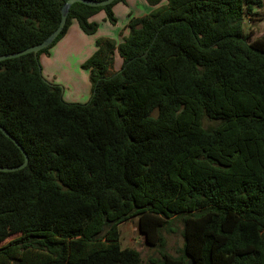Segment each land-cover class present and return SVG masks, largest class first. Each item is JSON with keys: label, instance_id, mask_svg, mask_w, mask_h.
I'll list each match as a JSON object with an SVG mask.
<instances>
[{"label": "trees", "instance_id": "trees-1", "mask_svg": "<svg viewBox=\"0 0 264 264\" xmlns=\"http://www.w3.org/2000/svg\"><path fill=\"white\" fill-rule=\"evenodd\" d=\"M68 0H0V56L42 43ZM102 1V0H94ZM105 7L75 3L37 55L0 61V264H143L121 247L139 218L149 264H264V38L246 18L263 0L162 2L116 45L97 42L92 96L67 103L40 56ZM123 59L113 72V51ZM109 52V53H108ZM205 121L209 125H205ZM183 224L179 256L163 231Z\"/></svg>", "mask_w": 264, "mask_h": 264}, {"label": "rangeland", "instance_id": "rangeland-1", "mask_svg": "<svg viewBox=\"0 0 264 264\" xmlns=\"http://www.w3.org/2000/svg\"><path fill=\"white\" fill-rule=\"evenodd\" d=\"M159 6L162 5L152 6L147 1L145 7L142 0H125L124 2H120L113 7V12L117 22L116 24H111L109 22L108 26L112 29H115V32L119 33L123 24L126 22L127 17L128 18L130 17L129 19L130 22L132 18H141L150 15L153 12V10H155ZM256 11L258 12L256 16L248 17L246 18L245 21V30L248 34H250L253 40L258 38H264V9H259V10L256 9ZM100 13H104L106 15L105 11H101L97 13L96 16ZM94 16H93V21L91 17L90 22L97 23L99 26L100 23L97 21H99L100 18L98 17L94 18ZM74 23L76 24L75 21ZM95 35L96 34L92 36ZM96 40H97L96 46H98L97 42L102 40H110L112 43L116 45V47L120 45L116 42L118 41V39L111 38L109 36H99L98 38H96ZM57 43L49 50L48 54H42L40 56V63L42 67L43 76L48 82L59 85L63 88V92H64L63 98L65 102L75 103V104H86L91 99L93 84L91 81L92 68L87 67L85 64H87V62L92 58V56L87 58L82 65L75 63L74 65L71 64L69 67V65L67 64L66 69L61 70L62 74L59 75L56 73L57 70L56 68L53 67L52 64H50V66L47 67L49 63H46L47 59H45L48 58V56L51 54L52 49L57 45ZM111 56L113 58V69H112V73H113L121 69L123 59L119 55L118 51L115 49L113 51V55L111 54ZM205 125H209V122L205 121ZM171 229L173 230V232L163 231V237L165 238L164 252L172 256H179L184 245V240L182 237L183 224L181 223L180 220L175 219L174 223L171 226ZM120 234H121V247L131 248L138 251L140 253L143 264H149L151 258L160 257V248L150 246L146 242L145 236L140 232L139 218H134L131 221L121 224ZM15 237L16 236L10 237L4 243L0 244V246H3L4 244L8 243L10 240L14 239Z\"/></svg>", "mask_w": 264, "mask_h": 264}, {"label": "crops", "instance_id": "crops-1", "mask_svg": "<svg viewBox=\"0 0 264 264\" xmlns=\"http://www.w3.org/2000/svg\"><path fill=\"white\" fill-rule=\"evenodd\" d=\"M142 2L146 7L147 0H142ZM160 5L162 6L166 5V2H162ZM95 17L100 18V20L97 21L100 23L99 24L100 27L96 32V35L92 36L85 34L81 30L77 22L75 21L76 22L75 24L73 21L66 35L52 49L51 54L48 56V58H45L47 59L46 63H49L47 67H49L50 64H52L53 67L56 68L57 70L56 73L61 75L62 74L61 70H65L67 64L69 65V67L71 64L74 65L75 63L82 65L87 58L94 55V53L98 49L96 46V41H97L96 38H98L99 36H109L111 38L118 39V41H116L118 44L123 43L124 39L128 37L129 35L128 22L130 17L129 18L127 17V20L123 24L119 33L115 32V29H112L108 26L109 21L107 20V16L104 13H100L97 16L95 15L94 18ZM92 21H93V17H92Z\"/></svg>", "mask_w": 264, "mask_h": 264}, {"label": "water", "instance_id": "water-1", "mask_svg": "<svg viewBox=\"0 0 264 264\" xmlns=\"http://www.w3.org/2000/svg\"><path fill=\"white\" fill-rule=\"evenodd\" d=\"M114 1L115 0H102V1L68 0L62 9L61 22H60L58 28L50 36H48L42 43L35 45L33 47H30L24 51L0 56V61L12 59V58H18V57H21V56L29 54V53H34L35 55H37L41 50L48 48L56 40V38L62 33V31L65 28V25L67 23V18H68L70 8L75 3H82V4H85V5L90 6V7H105V6L111 5ZM0 130L8 138L12 139L18 147H20L19 144L12 138V136L1 125H0ZM20 148L23 151L22 147H20ZM25 157H26V160L21 166H17V167H1L0 166V171H2V172H13V171H17V170H21V169L25 168L28 164V157L26 154H25ZM189 264H191V263L189 262Z\"/></svg>", "mask_w": 264, "mask_h": 264}]
</instances>
